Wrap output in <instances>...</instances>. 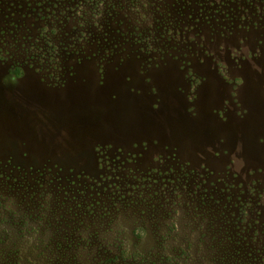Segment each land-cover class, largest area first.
<instances>
[{
	"label": "rangeland",
	"instance_id": "rangeland-1",
	"mask_svg": "<svg viewBox=\"0 0 264 264\" xmlns=\"http://www.w3.org/2000/svg\"><path fill=\"white\" fill-rule=\"evenodd\" d=\"M198 4L0 0V264H264V0Z\"/></svg>",
	"mask_w": 264,
	"mask_h": 264
},
{
	"label": "trees",
	"instance_id": "trees-1",
	"mask_svg": "<svg viewBox=\"0 0 264 264\" xmlns=\"http://www.w3.org/2000/svg\"><path fill=\"white\" fill-rule=\"evenodd\" d=\"M192 1L193 0H190V2H192ZM222 1L223 0H197V2L199 3L198 5L201 6L200 7V11H204L208 5L209 6L210 5L215 6V9H217V11H219L220 10V6L222 5ZM180 3H182V2H180ZM184 5H187V3L184 4ZM209 11L213 12L214 15H212V17L207 15L208 20H212V22H214L218 26L222 25V22H223L224 18H218L217 17L218 15L215 14V13H217V11H213L212 9H209ZM79 246L80 245H78V244H73V245L72 244H68V245H65V249L66 250L63 247L56 246V248L60 249L62 252H67V253L62 255V257L56 258V260H54V264H85V263H87V264H97L99 262H103L104 264L106 263V260H102V259L98 260L96 256H93V257H90V256L81 257L76 252V250H79ZM95 260H97V261H95ZM130 262L132 264L136 263L135 260H130Z\"/></svg>",
	"mask_w": 264,
	"mask_h": 264
}]
</instances>
